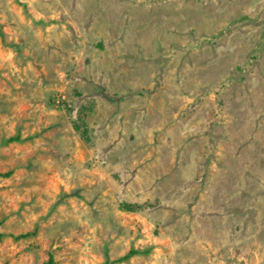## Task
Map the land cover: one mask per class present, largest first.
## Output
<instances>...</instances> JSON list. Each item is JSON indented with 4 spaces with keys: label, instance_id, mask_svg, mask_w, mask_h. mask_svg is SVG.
<instances>
[{
    "label": "rangeland",
    "instance_id": "1",
    "mask_svg": "<svg viewBox=\"0 0 264 264\" xmlns=\"http://www.w3.org/2000/svg\"><path fill=\"white\" fill-rule=\"evenodd\" d=\"M6 171L0 264H264V0H0Z\"/></svg>",
    "mask_w": 264,
    "mask_h": 264
},
{
    "label": "trees",
    "instance_id": "2",
    "mask_svg": "<svg viewBox=\"0 0 264 264\" xmlns=\"http://www.w3.org/2000/svg\"><path fill=\"white\" fill-rule=\"evenodd\" d=\"M17 137L16 136H9L7 138H5L2 142L3 143H7V142H10L12 140H15ZM10 173V171H6V172H3V173H0V175H3V176H6ZM30 232H23V233H18L16 235H13V234H8L9 236L13 237V238H21V237H25L27 235H29ZM4 233L3 232H0V236H3ZM140 250L138 249H134V248H130L127 252H125L124 254L118 256V257H115V258H110L108 256L107 253L104 254V258H103V261L101 264H115V263H119V262H122L126 259H128L130 256H132L133 254H136V253H139ZM40 264H54V261L52 259V255L49 254L48 255V258L45 260V261H42Z\"/></svg>",
    "mask_w": 264,
    "mask_h": 264
}]
</instances>
